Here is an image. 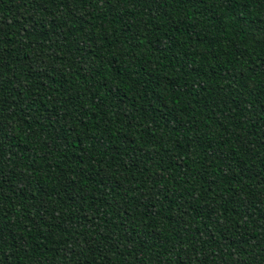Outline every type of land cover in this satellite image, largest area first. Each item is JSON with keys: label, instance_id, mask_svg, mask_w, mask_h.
<instances>
[{"label": "trees", "instance_id": "1", "mask_svg": "<svg viewBox=\"0 0 264 264\" xmlns=\"http://www.w3.org/2000/svg\"><path fill=\"white\" fill-rule=\"evenodd\" d=\"M0 264H264V0H0Z\"/></svg>", "mask_w": 264, "mask_h": 264}]
</instances>
